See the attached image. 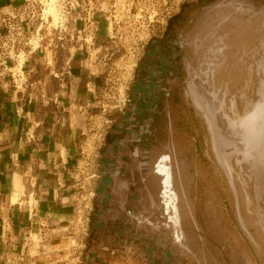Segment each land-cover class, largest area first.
Masks as SVG:
<instances>
[{"label": "rangeland", "instance_id": "rangeland-1", "mask_svg": "<svg viewBox=\"0 0 264 264\" xmlns=\"http://www.w3.org/2000/svg\"><path fill=\"white\" fill-rule=\"evenodd\" d=\"M45 1L0 9V92L77 126L53 176L69 215L13 264H264V0H57L56 23ZM104 182L124 186L108 208Z\"/></svg>", "mask_w": 264, "mask_h": 264}, {"label": "crops", "instance_id": "crops-1", "mask_svg": "<svg viewBox=\"0 0 264 264\" xmlns=\"http://www.w3.org/2000/svg\"><path fill=\"white\" fill-rule=\"evenodd\" d=\"M19 1L0 0V9L8 5H15ZM160 57L162 58L164 55L159 52L149 55L150 60L157 61V64ZM74 65L71 64V67L76 68ZM152 67L143 71L144 79L142 80L144 81L145 95H149L150 90L154 89L156 79L171 68L159 65L158 69ZM72 71L76 72L74 74L79 77V70ZM20 100V97L16 99L8 95L4 96L0 92V209L3 210L0 211V264H13L11 260H21L26 235L34 225L37 228L49 226L55 223V220L69 215L66 208L60 205L52 194L56 188L53 176L57 170L60 172L67 168V172L70 171V167L64 165H68L70 157L74 155L73 147L70 144L72 140L69 139L77 132V126H73L74 122L70 115L64 116L62 125L65 132L62 133L69 136L64 139L62 133L59 132V127L55 126L58 124L57 122H53L48 116L37 114L36 104H32V106L29 102L22 103ZM137 105L144 109L146 104L141 101ZM141 116L139 114L137 117ZM62 147L63 158H61ZM63 161L64 165L61 164ZM113 166L114 164L107 165V168L111 169L110 167ZM18 177L24 184L28 182L27 179L30 180L29 183L31 180L35 183L36 202L33 208H28V201H26L25 207H20L18 204L23 188ZM118 188L124 189V186L117 182L99 184L100 203L105 204L106 208L111 206L110 203L116 200ZM125 188L133 190L129 184ZM129 197V201L133 204V195L131 194ZM10 198L16 200L15 205L11 204ZM129 211L131 212V210ZM106 219H110V217L106 218L105 216ZM114 219L117 217L115 216ZM4 221L7 222L8 228H4Z\"/></svg>", "mask_w": 264, "mask_h": 264}, {"label": "bare ground", "instance_id": "bare-ground-1", "mask_svg": "<svg viewBox=\"0 0 264 264\" xmlns=\"http://www.w3.org/2000/svg\"><path fill=\"white\" fill-rule=\"evenodd\" d=\"M57 0H46L45 1V5H46V10H45V17L46 15L51 16L54 23H56L58 21V15L56 14L55 11V3ZM169 219V223L173 226L174 230L176 231V237H179V233L177 231V229L179 228L177 225L174 224L173 219L174 216L168 218ZM176 238V239H177Z\"/></svg>", "mask_w": 264, "mask_h": 264}, {"label": "trees", "instance_id": "trees-1", "mask_svg": "<svg viewBox=\"0 0 264 264\" xmlns=\"http://www.w3.org/2000/svg\"><path fill=\"white\" fill-rule=\"evenodd\" d=\"M211 1H212V0H208V1H207V0H200L199 6L203 7V6H205L206 4L210 3ZM184 9H186V8H185L184 6H181V7H180V11H179V13H178L176 16L170 18V19L167 21L166 29H165L166 33H167V31H168V32L170 31V28H171V26H172L173 21H174L175 19H177L178 17H180V15H181V13L183 12Z\"/></svg>", "mask_w": 264, "mask_h": 264}, {"label": "built area", "instance_id": "built-area-1", "mask_svg": "<svg viewBox=\"0 0 264 264\" xmlns=\"http://www.w3.org/2000/svg\"><path fill=\"white\" fill-rule=\"evenodd\" d=\"M132 220L136 222V224L141 223L140 220L142 219V212L138 213L137 215H133L132 212L127 211L126 212V219Z\"/></svg>", "mask_w": 264, "mask_h": 264}, {"label": "water", "instance_id": "water-1", "mask_svg": "<svg viewBox=\"0 0 264 264\" xmlns=\"http://www.w3.org/2000/svg\"><path fill=\"white\" fill-rule=\"evenodd\" d=\"M257 118H259V115H257Z\"/></svg>", "mask_w": 264, "mask_h": 264}]
</instances>
